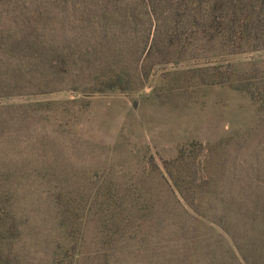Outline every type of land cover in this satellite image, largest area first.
Listing matches in <instances>:
<instances>
[{
	"label": "rangeland",
	"instance_id": "obj_1",
	"mask_svg": "<svg viewBox=\"0 0 264 264\" xmlns=\"http://www.w3.org/2000/svg\"><path fill=\"white\" fill-rule=\"evenodd\" d=\"M210 4L0 0V264H264V49Z\"/></svg>",
	"mask_w": 264,
	"mask_h": 264
},
{
	"label": "trees",
	"instance_id": "obj_2",
	"mask_svg": "<svg viewBox=\"0 0 264 264\" xmlns=\"http://www.w3.org/2000/svg\"><path fill=\"white\" fill-rule=\"evenodd\" d=\"M207 1L211 3L210 5L212 6L210 11L215 13L210 18L207 25L209 28L216 29V32L213 31L211 34L204 37L208 39V42L212 43L218 41L228 47L230 46L229 48L233 50L264 49V0ZM179 38H181V36ZM194 38H196L195 35H188L186 37V42L190 43V41H193ZM156 43L157 36L154 35L150 41L149 52L153 50ZM208 157L209 156H205L207 160L209 159ZM184 159H186L184 152H180L176 159L169 162L177 163L178 166V164H180ZM209 162L210 161H207V163ZM204 178L206 180H210L209 171ZM254 179L257 178L254 177ZM176 182L177 181L175 180V183ZM241 201L243 204H247L246 210L251 211L250 215L252 218L257 217L264 212V210L261 211V213L256 212L259 211L258 209L262 206V202L264 201V197L259 195L257 192H254V195L250 194L247 197L243 196Z\"/></svg>",
	"mask_w": 264,
	"mask_h": 264
}]
</instances>
